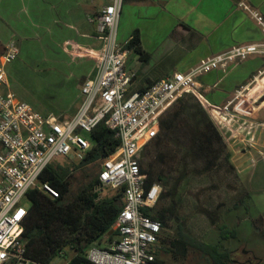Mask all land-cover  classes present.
<instances>
[{
	"label": "built area",
	"instance_id": "built-area-1",
	"mask_svg": "<svg viewBox=\"0 0 264 264\" xmlns=\"http://www.w3.org/2000/svg\"><path fill=\"white\" fill-rule=\"evenodd\" d=\"M124 2L110 0L90 20L104 45L96 58L95 75L81 87L83 102L74 117L43 115L10 92H0V264H36L26 257L28 209L23 201L34 189L57 199L59 192L41 184V176L56 158L83 161L92 147L89 135L102 123L115 133L120 146L101 163L100 187L122 192L124 206L115 225L117 239L107 247L90 246L86 257L91 264H160L155 250L162 224L146 211L156 208L163 188L148 184L140 153L159 134L162 115L182 95L200 97L198 77L264 54V45L237 46L201 62L190 74L174 73L143 91H131L128 52L117 38ZM253 16L264 32V17L255 12ZM16 45L6 46L0 58V87L7 76L5 66L20 54ZM149 133L150 139L140 146Z\"/></svg>",
	"mask_w": 264,
	"mask_h": 264
},
{
	"label": "crops",
	"instance_id": "crops-1",
	"mask_svg": "<svg viewBox=\"0 0 264 264\" xmlns=\"http://www.w3.org/2000/svg\"><path fill=\"white\" fill-rule=\"evenodd\" d=\"M109 3L110 0H0V40L5 44L7 40H17L18 45L30 41L36 42L32 45H81L91 49L89 57L94 60L104 41L90 20ZM253 12L264 17V0H125L118 42L124 46L138 30L146 53L141 58L128 52L126 68L133 77L131 91H143L174 73L190 74L201 62L234 47L264 45V32ZM55 35L53 39L51 36ZM94 75L95 65L91 77ZM88 79L80 82V90ZM196 80L198 100L218 125L215 115L226 114L228 110L222 109L231 107L239 89L248 87L246 97L260 105L253 117L257 121L255 127L264 130L263 121H258L264 112V91H259L257 85L264 84V54H254L226 70H215ZM82 102L83 97L71 116L76 115ZM242 105L240 102L236 110ZM150 137L148 134L146 141ZM259 162L264 163V158L256 164ZM229 209L223 211L221 225L232 231L236 227H226L235 220ZM109 244L104 242L101 247Z\"/></svg>",
	"mask_w": 264,
	"mask_h": 264
},
{
	"label": "rangeland",
	"instance_id": "rangeland-1",
	"mask_svg": "<svg viewBox=\"0 0 264 264\" xmlns=\"http://www.w3.org/2000/svg\"><path fill=\"white\" fill-rule=\"evenodd\" d=\"M51 37L55 39L56 35ZM0 41L5 44L2 39ZM5 42V46L11 43L17 44L20 54L5 66L7 76L0 87V92L4 95L10 92L15 98L30 104L43 115L63 119L73 117L71 114L79 107L83 97L80 82L94 74L95 64L85 60H92L89 57L91 49L88 50L89 48L81 45H32L36 43L35 41H30L26 45H18L17 40ZM96 58L92 60L94 63ZM82 85L83 82L81 87ZM257 85H260L259 91H264L263 83ZM247 88L239 89L231 100L233 105L222 109L228 110L226 114L219 112L217 115L220 116L219 118L215 115L214 118L219 125L215 124L201 103L227 145H231V148L228 147L231 153L230 164L222 161L213 171H208L203 163L186 162L187 178L179 185L176 202L178 216L181 223L184 222L186 225L187 232L206 244H219L228 249L231 252L230 264H264V177L262 176L264 163L256 164L264 158V130L255 127L256 119L253 120V117L259 111L257 109L259 103L258 105L252 103L253 99L246 97ZM240 102H243V105L238 106L236 110ZM263 114L264 112L257 119L264 123ZM149 134L152 136L151 133ZM144 138L147 139V135ZM172 143L176 147V142ZM156 154L155 144H152L145 154L143 150L141 151L140 158L146 168L158 167ZM53 164L72 169L77 161L59 157ZM173 168L174 178L179 177L182 164H174ZM99 170L100 167L94 166L74 169L71 176V194L65 205L81 187L99 173ZM101 193L104 196L115 194L107 188ZM169 204L168 199L164 200L161 207ZM22 205L28 210L31 207L29 200L23 201ZM227 209L235 214V220L226 224V227L229 229L236 227L238 234L237 239L225 241L221 240L219 229L224 228L221 225V217L223 211ZM177 227L178 222H172L170 228L162 233L161 240L165 239L162 246L168 251L167 254L160 255L162 263L211 264L203 257L201 251L195 248H190L186 256L171 252L169 240L177 237ZM70 256L71 253L64 255L65 258ZM66 262L61 259L58 264H66Z\"/></svg>",
	"mask_w": 264,
	"mask_h": 264
},
{
	"label": "trees",
	"instance_id": "trees-1",
	"mask_svg": "<svg viewBox=\"0 0 264 264\" xmlns=\"http://www.w3.org/2000/svg\"><path fill=\"white\" fill-rule=\"evenodd\" d=\"M123 50L135 52L141 58L146 55L141 47L138 30L133 32ZM5 51L6 46L0 42V58ZM89 139L92 147L83 161L72 169L52 164L41 176V184L48 183L59 192L57 199H51L38 189L31 190L26 196L31 207L23 238L27 243L26 257L36 264H58L61 259L67 261L66 264H91L86 257L89 247L110 243L117 236V231H112L124 206L123 193L114 192L104 196L99 173L65 205L71 194L74 169L100 167L120 146V140L104 123L89 135ZM146 140L143 139V145ZM172 142H176V147ZM152 144L157 149L158 167L146 168L142 160L141 167L148 184L158 183L163 191L156 208L146 211V214L161 222L163 232L170 228L172 222H178L177 237L169 240L170 250L174 254L186 256L190 248H195L211 264H230L231 252L228 249L219 244H206L187 232L176 207L179 185L187 178L186 162L203 163L206 170L213 171L222 161L230 164L231 160L226 141L195 96L182 95L161 117L159 134L143 147L144 154ZM178 163L182 164L181 172L179 177L174 178L173 166ZM167 199L170 204L161 207ZM219 230L221 240L237 239L236 230L221 227ZM163 243L165 239H160L155 250L160 264H163L160 255L168 253ZM69 253L71 256L65 258L64 255Z\"/></svg>",
	"mask_w": 264,
	"mask_h": 264
},
{
	"label": "bare ground",
	"instance_id": "bare-ground-1",
	"mask_svg": "<svg viewBox=\"0 0 264 264\" xmlns=\"http://www.w3.org/2000/svg\"><path fill=\"white\" fill-rule=\"evenodd\" d=\"M143 139L141 140V143H140V146H143V143H142Z\"/></svg>",
	"mask_w": 264,
	"mask_h": 264
},
{
	"label": "water",
	"instance_id": "water-1",
	"mask_svg": "<svg viewBox=\"0 0 264 264\" xmlns=\"http://www.w3.org/2000/svg\"><path fill=\"white\" fill-rule=\"evenodd\" d=\"M116 229H117V228H116V227H114V229H113V231H112V232L116 231Z\"/></svg>",
	"mask_w": 264,
	"mask_h": 264
}]
</instances>
